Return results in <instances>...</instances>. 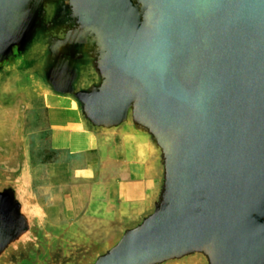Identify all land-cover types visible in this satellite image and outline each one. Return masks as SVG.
Listing matches in <instances>:
<instances>
[{
    "label": "water",
    "instance_id": "obj_1",
    "mask_svg": "<svg viewBox=\"0 0 264 264\" xmlns=\"http://www.w3.org/2000/svg\"><path fill=\"white\" fill-rule=\"evenodd\" d=\"M64 227L58 264H264V0H0V264Z\"/></svg>",
    "mask_w": 264,
    "mask_h": 264
},
{
    "label": "rangeland",
    "instance_id": "obj_2",
    "mask_svg": "<svg viewBox=\"0 0 264 264\" xmlns=\"http://www.w3.org/2000/svg\"><path fill=\"white\" fill-rule=\"evenodd\" d=\"M59 211V210H57ZM61 218L60 213L55 212L53 219ZM67 230V227H64L62 231L59 232L57 235L58 239L61 240L57 241L53 244L52 250L47 248V243L45 241L42 242L41 248L44 252H41L40 249H34L27 255V257H22L20 260L15 262L16 264H58V263H65L73 257H77L83 255L85 253L86 246L88 243L86 241H81L73 237L70 232ZM43 239V238H42ZM64 239V240H63ZM45 240V238L43 239ZM60 244L59 248L57 246ZM67 244V246H65ZM66 249L67 251H65ZM51 253H50V251ZM65 253H64V251ZM52 259V260H50Z\"/></svg>",
    "mask_w": 264,
    "mask_h": 264
}]
</instances>
